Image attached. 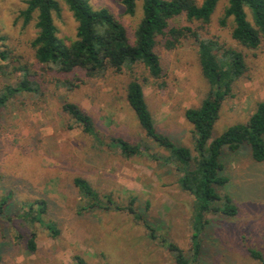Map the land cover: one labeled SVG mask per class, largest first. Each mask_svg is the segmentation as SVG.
Returning <instances> with one entry per match:
<instances>
[{
  "label": "rangeland",
  "instance_id": "obj_1",
  "mask_svg": "<svg viewBox=\"0 0 264 264\" xmlns=\"http://www.w3.org/2000/svg\"><path fill=\"white\" fill-rule=\"evenodd\" d=\"M27 1L0 0V33L9 52L6 72L17 76L0 75V93L8 84L15 87L25 74L39 87L38 93H19L0 109V203L8 199L0 214V264H76V257L87 264H177L163 238L191 257L194 199L182 191L179 172L163 161L168 152L146 135L127 102L128 72L96 78L84 73L64 76L52 65L39 64L31 47L37 36L35 18L26 23L21 14ZM228 1L219 2L209 24L184 16L170 22V27L191 28L194 35L184 36L172 49L166 47L167 38L158 39L161 78H152L141 64L133 70L143 83L158 132L192 151L194 129L185 112L199 108L211 88L200 66L201 40L214 39L224 49L243 53L247 64L222 104L213 138L246 124L264 101V38L257 50L232 38L233 20L220 24ZM89 2L96 10L108 9L134 39L142 21L141 2L134 16L125 14L122 0ZM246 12L253 23L251 12ZM55 24L59 38L69 45L78 24L63 4ZM65 103L79 106L93 118L103 146L64 111ZM115 138L142 146L143 153L125 157L110 145ZM221 161L229 183L220 193L230 196L239 212L233 217H208L195 264H260L250 251L264 254V162L252 159L248 145L234 153L224 149ZM76 178L90 183L103 202L109 196L114 204L128 206L135 198L134 208L155 228L157 239L152 240L143 221L127 212L84 211L89 202L74 184ZM39 200L47 204L43 223L34 221ZM52 223L60 232L57 237L45 227ZM33 234L37 248L31 252Z\"/></svg>",
  "mask_w": 264,
  "mask_h": 264
},
{
  "label": "trees",
  "instance_id": "obj_2",
  "mask_svg": "<svg viewBox=\"0 0 264 264\" xmlns=\"http://www.w3.org/2000/svg\"><path fill=\"white\" fill-rule=\"evenodd\" d=\"M220 1L122 0L125 14L129 16L135 15L137 2L142 3V21L134 32L133 40L124 24L108 9L96 10L89 0H28L27 9L21 13L26 23L35 18L37 36L31 47L39 64L52 65L64 76L84 73L88 78H96L107 72L112 74L128 72L131 79L127 86V102L134 110L146 135L168 152V156L162 157L163 161L179 172L178 183L182 191L194 199L192 256L188 257L176 244L165 238L161 241L174 253L177 264H195L200 260L203 235L210 224L208 219L210 215L233 217L238 214L239 208L232 198L220 193V190L229 183V179L223 174L225 170L221 161L223 150L227 149L234 153L243 145H248L252 159L256 163L264 162V101L258 103L256 112L246 124L234 125L221 136L213 138V129L219 120L222 104L230 96L234 82L246 73L247 64L243 53L235 49H224L214 39L201 40L200 66L211 88L199 108H190L185 112L186 120L194 129L195 142L192 151L188 147L175 144L168 136L158 132L146 101L143 83L133 76V70L135 66L141 64L152 78H161L164 71L157 50L158 39L167 38L166 47L172 49L181 38L193 34L189 27H170V22L184 16L190 22L209 24ZM62 4L78 24L76 38L69 45L59 38L58 27L55 24V18L61 16ZM246 10L251 12L253 23L249 21ZM228 19L233 20L232 38L237 43L250 50H257L261 46L264 38V0H229L220 24L226 26ZM4 41L0 33V75L16 78V74L6 72L9 52L4 49ZM64 84L70 89L74 87L67 82ZM4 91L5 93H0V109L19 93H38L39 87L25 74L15 87L8 84ZM63 109L81 124L84 133L94 137L100 146L104 145L93 118L86 111L72 103H65ZM110 145L120 149L127 158L143 153L142 146L131 144L121 138L113 139ZM74 184L79 188L83 199L89 202L84 206V211L105 208L127 212L136 221H143L152 240L157 239L155 228L134 208L135 198H132L128 206H119L114 204L111 197L106 196L104 199L107 206L90 183L76 178ZM7 202L8 199L1 200L0 214L5 211ZM36 205L38 213L34 221L43 223L42 215L47 211V204L39 200ZM45 227L55 237L60 234L53 223L45 224ZM28 247L31 252L37 248L34 234L29 240ZM250 254L253 259L264 264L262 252L251 250ZM76 260V264H87L81 257H76Z\"/></svg>",
  "mask_w": 264,
  "mask_h": 264
}]
</instances>
